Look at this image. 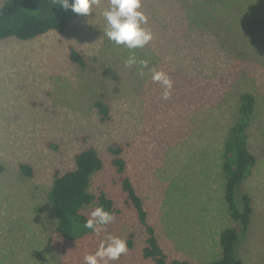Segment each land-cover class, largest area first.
I'll return each instance as SVG.
<instances>
[{"label":"rangeland","instance_id":"374dc122","mask_svg":"<svg viewBox=\"0 0 264 264\" xmlns=\"http://www.w3.org/2000/svg\"><path fill=\"white\" fill-rule=\"evenodd\" d=\"M142 4L154 39L135 53L170 76L168 100L150 76L125 67L129 51L103 35L108 0L62 31L0 40V264H85L108 235L132 243L109 264H153L142 257L147 235L124 203L112 145L122 150L124 176L167 264L220 259L221 232L239 229L224 202L222 165L243 93L255 100L247 146L256 164L237 194L249 195L252 205L237 253L243 264H264V0ZM70 47L83 66L71 62ZM97 102L108 109L105 122ZM86 148L103 164L88 191L112 200L115 220L100 234L68 241L56 231L48 193L54 173L71 170L74 155ZM95 207L82 213L89 218Z\"/></svg>","mask_w":264,"mask_h":264},{"label":"trees","instance_id":"16d2710c","mask_svg":"<svg viewBox=\"0 0 264 264\" xmlns=\"http://www.w3.org/2000/svg\"><path fill=\"white\" fill-rule=\"evenodd\" d=\"M71 3V0H69ZM79 14L70 8L63 9L56 0H6L0 5V40L15 38L29 41L51 31H62L68 22L77 19ZM71 62L83 66L79 54L73 47L69 48ZM101 121L107 120L108 109L102 103L95 104ZM255 100L252 94L243 93L239 97L237 120L229 129L224 145L223 174L224 202L228 215L238 224L239 229H225L220 234L221 258L209 264H243L237 250L245 237L252 215V205L249 195L242 194L237 199L240 185L250 176L256 164V158L248 150V128L254 113ZM114 156L111 165L120 175L118 181L125 195L124 203L132 207L138 222L147 235L142 257L151 260L153 264H167V256L161 249L155 230L147 223V213L143 202L136 194L128 177L124 176L125 162L120 157L121 148L112 145L108 148ZM101 159L93 148H86L73 157V168L62 174L55 172L48 201L55 215L56 231L62 238L75 241L93 232L84 228L88 219L82 210L91 204L103 206L114 213L113 202L103 192L98 196L89 193L88 188L93 175L101 171ZM21 172L30 177L31 169L27 165L19 166ZM132 237V235H131ZM127 247L131 248L129 240ZM170 264H193L186 260H171Z\"/></svg>","mask_w":264,"mask_h":264},{"label":"clouds","instance_id":"9594fccd","mask_svg":"<svg viewBox=\"0 0 264 264\" xmlns=\"http://www.w3.org/2000/svg\"><path fill=\"white\" fill-rule=\"evenodd\" d=\"M56 3L65 10L70 8L76 14L88 16L90 13H95V8L100 7L101 0H71V3L69 0H56ZM142 7V0H108V6L101 11L106 21L103 35L115 46L126 48L130 54L125 59V67H137L140 76H150L152 82L162 87V99L168 100L174 83L170 76L162 70L149 67V61L138 58L135 53L136 49L146 47L154 39L152 31L145 27L148 18ZM114 220V213L103 206H97L90 212L83 226L95 234H100ZM127 252L125 239L108 235L99 243L94 253L84 256V261L85 264H109L110 261L118 260Z\"/></svg>","mask_w":264,"mask_h":264}]
</instances>
